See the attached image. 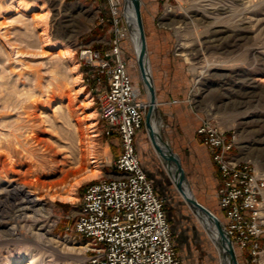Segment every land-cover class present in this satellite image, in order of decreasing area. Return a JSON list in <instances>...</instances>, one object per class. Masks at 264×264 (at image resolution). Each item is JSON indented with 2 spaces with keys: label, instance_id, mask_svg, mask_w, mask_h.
I'll return each mask as SVG.
<instances>
[{
  "label": "rangeland",
  "instance_id": "374dc122",
  "mask_svg": "<svg viewBox=\"0 0 264 264\" xmlns=\"http://www.w3.org/2000/svg\"><path fill=\"white\" fill-rule=\"evenodd\" d=\"M8 1L0 0V264H88L86 240L71 226L84 187L109 176L120 147L115 136L102 134L98 96L105 81L97 85L79 61V49L105 51L117 28L127 72L147 101L123 3L111 32L95 37L87 31L95 23L72 7L77 0H39L31 16ZM138 3L159 140L179 157L196 201L222 222L214 196L217 169L193 129L207 120L234 133L235 158L264 172V0ZM74 63L78 81L70 70ZM90 120L100 165L93 177L86 150ZM138 136L140 152L147 148L159 159L165 214L181 263L219 264V251L151 147L144 121ZM70 187L76 200L65 199ZM234 254L237 264H245L235 248Z\"/></svg>",
  "mask_w": 264,
  "mask_h": 264
},
{
  "label": "built area",
  "instance_id": "2783aa9c",
  "mask_svg": "<svg viewBox=\"0 0 264 264\" xmlns=\"http://www.w3.org/2000/svg\"><path fill=\"white\" fill-rule=\"evenodd\" d=\"M112 22L120 0H106ZM116 28L110 48L101 53L79 49V61L92 71L97 85L102 134L115 136L120 152L113 167L119 177H101L87 184L71 230L86 240L88 264H182L165 214V199L154 192L134 147L148 102L127 72ZM98 87H95L96 90ZM195 135L207 149L218 173L215 199L222 226L245 264H261L264 243V172L233 155L236 138L202 120Z\"/></svg>",
  "mask_w": 264,
  "mask_h": 264
},
{
  "label": "bare ground",
  "instance_id": "6f19581e",
  "mask_svg": "<svg viewBox=\"0 0 264 264\" xmlns=\"http://www.w3.org/2000/svg\"><path fill=\"white\" fill-rule=\"evenodd\" d=\"M137 1H139V0H137ZM7 4L10 5L13 9H16V11L21 10L24 13H27L32 8V6L23 5V4H21V2H19L17 0H10V1H8ZM122 16H123V20H124V22L128 28V31H129V36L131 38V41L133 44V49H134V57L136 60L137 54H138L139 48H140L139 31H138L137 22H136V14L134 11V5L131 1L127 0V2L124 4V6L122 8ZM44 30H45V27L42 28L41 35L45 34ZM44 39H45V37H44ZM49 46H53V45L50 44ZM64 51L68 57H70L72 55V51H69V50H64ZM142 63H143V70L145 72V76L147 77L149 82L152 83L150 75H149V67L147 65V58L145 55L142 58ZM76 67H77V64L74 63L70 66V70H71V73L74 75V79L76 81H78L79 74L76 70ZM89 123H90L89 127H88L89 128V141L87 142L86 150L88 151V156H89L88 157V164H89L88 175L90 177H93V176L97 175L98 173H100V165L93 155L94 150H95L93 138L97 135L95 133V130L93 129V126H94L93 120L92 121L90 120ZM150 126H151L152 131L157 134L158 125H157V123H155L153 121L152 118L150 120ZM90 139H91V141H90ZM155 143H156L158 149L167 150V148H168L165 145V143L161 142L157 137H155ZM166 164H167V171H168L173 183L175 184V181H176L175 164L172 162H169ZM182 185H183L184 194L194 198L193 195L190 193L187 185L184 183V181L182 182ZM73 190H74L73 187H70L68 189L65 199L75 200L74 195H73ZM195 213L197 214L201 224L204 226L205 230L207 231L208 235L210 236L211 240L213 241L214 245L216 246L217 250L219 251L220 258H221L219 264H229V258L224 252V247L222 246L220 239L218 238L216 233L214 231H212L210 224L208 222V219L205 218L200 212H195ZM232 249L234 251L233 246H232Z\"/></svg>",
  "mask_w": 264,
  "mask_h": 264
},
{
  "label": "water",
  "instance_id": "95a60500",
  "mask_svg": "<svg viewBox=\"0 0 264 264\" xmlns=\"http://www.w3.org/2000/svg\"><path fill=\"white\" fill-rule=\"evenodd\" d=\"M129 1H131L134 5V11L136 14V22H137V27L139 31L140 48L137 54L136 62H137V66H138V70L140 74V79L142 83L144 84V87L147 93L148 107H147V112L144 117V126L148 134V137L150 139V142L154 150L165 159L166 163L172 162L175 164V167H176L175 186L177 190L179 191V193L181 194L185 202L188 204V206L194 212H200L205 218L208 219V222L210 224L212 231L216 233V235L220 239L222 246L224 247V252L229 258V264H237V260L235 258V254L232 249L230 239L228 238V235L225 229L223 228L221 222L218 221V219L206 207L199 204L194 198L184 194L182 182L184 181L185 183V178H184L181 163L179 161V157L177 156V154L172 152L171 149H169V147L166 144L165 145L168 148L167 150H163V149H158L155 143V137L159 139V136L158 134L152 131L151 126H150V120L152 118V114L156 110V98H155V91H154L153 84L149 82L143 70L142 58L144 55L146 56V46H145V36H144V31H143V25H142V20H141V15H140V5L137 0H129ZM126 2L127 0H122L123 6Z\"/></svg>",
  "mask_w": 264,
  "mask_h": 264
},
{
  "label": "crops",
  "instance_id": "0c3cea01",
  "mask_svg": "<svg viewBox=\"0 0 264 264\" xmlns=\"http://www.w3.org/2000/svg\"><path fill=\"white\" fill-rule=\"evenodd\" d=\"M17 1L21 2V4H23V5L32 6L30 11L25 13L29 16H31L36 11L37 7H41V2H39V0H17ZM72 7L74 9L80 11L78 13L79 18L89 19L90 21L95 23L92 26L90 25V28L87 29V31L94 34L95 37H96L97 33H102L103 31L106 33L111 32V29H112V24H111L112 22L111 21H112V19H111V16L109 14V11H108V6L106 3V0H77V3L74 4ZM75 15H77V14H75ZM81 46L92 48L89 45H81ZM109 48H110V46H107L105 51L104 50L101 51V49H100L99 52H101L103 54ZM92 49L97 50V48H94V47ZM170 103L171 104H178V102L174 99H172L170 101ZM179 104L181 105L182 103L179 102ZM198 125H199V123L194 126L193 136L200 143V145L203 146L201 144L200 140L195 135V129ZM138 132H139V130L135 133V136H134V147H135V152H136L137 158L139 160V164H140L141 168L143 169V171L146 173V175L151 177L154 180V184H153L154 192L158 195H162L161 191H163L165 188H164V184L161 182L162 176H161V171H160V166H159V164H160L159 159L157 157H155V155H152V153H150L149 151H146L147 148L144 150L143 153L140 152L142 141H141V138L138 136ZM147 136H148V134H147ZM148 139H149V137H148ZM149 142H150V139H149ZM150 144H151V142H150ZM151 147L153 148L152 144H151ZM109 173L110 174L107 177H119V176L123 175L122 172L116 171L115 169H113ZM216 181L217 182L215 185V190L218 186V178ZM173 244L175 246L174 240H173Z\"/></svg>",
  "mask_w": 264,
  "mask_h": 264
}]
</instances>
